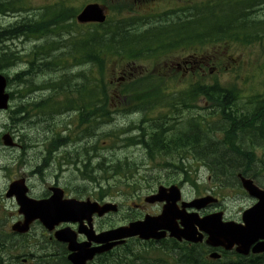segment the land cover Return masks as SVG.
I'll return each instance as SVG.
<instances>
[{
	"label": "trees",
	"instance_id": "1",
	"mask_svg": "<svg viewBox=\"0 0 264 264\" xmlns=\"http://www.w3.org/2000/svg\"><path fill=\"white\" fill-rule=\"evenodd\" d=\"M13 0H0V14L13 10ZM20 3L22 0H18ZM184 4H179L170 10L159 14V20H145L143 15L130 16L131 19H116L102 26L106 30L92 27L86 34L73 35V49L69 51L70 56L76 60L75 64L92 63L90 69L70 72L69 58L66 54H54L53 51L58 49V41L47 39L46 43L36 46L30 53L29 70L20 73L10 82L19 81L27 82L26 77L33 72H51L54 77L48 82H43L39 88H49L52 94L34 104H30L35 111H41L46 114V109L53 111L65 106V109H76L80 107L81 113H86L90 109L92 101L91 95H95L96 88L99 90V102L107 101V85L104 74L107 72V59L117 54H111L108 51L123 50L127 53L118 54V57L124 60L136 59L144 52L149 58H160V50H172L185 44H209L212 47L223 45L227 50L245 47L254 43H264V19L247 14L255 9V6L264 4V0H184ZM68 0H59L51 5L44 6L40 14L32 19H24L14 25L0 29V44L14 39L24 37L27 39L41 40L45 37H51V34L58 33L59 29L64 26L70 28L67 21L74 20L78 12L77 7H71ZM184 6V7H182ZM26 9L24 1L20 7ZM125 8V7H124ZM243 9L241 11L240 9ZM121 11V10H120ZM171 14V15H170ZM146 22H154L148 29L142 30L140 26ZM76 22L72 23V30H76ZM129 26L135 30H128ZM74 27V28H73ZM69 31V30H68ZM93 33L91 34V32ZM70 33L72 31H69ZM91 34V35H90ZM90 36V37H89ZM139 38L141 40H139ZM131 51V53L128 52ZM21 56L9 50L0 49V66L14 64ZM96 68V69H95ZM47 70V71H45ZM96 70V71H95ZM95 73H97L95 75ZM100 77H98V76ZM218 82V81H216ZM211 99L218 100L222 110V117L228 121L223 122L225 125L227 138L229 140L236 136H231L232 127L234 135L236 131H241L242 138H258L264 142V115L258 117L255 122L251 121V114L255 112H241V108L234 106L235 100L239 97L240 90L236 86L221 87L218 83L210 88ZM81 93L78 94V93ZM78 94V95H77ZM59 98H64L61 101ZM28 111L27 107H22ZM240 114H243L240 116ZM259 115L263 112L258 113ZM256 117V116H255ZM82 123H85V116H82ZM81 123V124H82ZM196 125L199 123L196 121ZM188 128H191L188 126ZM161 131H154L146 138V133L140 137L126 138L129 142L141 143L149 150V155L155 159L162 151H181L194 148L198 159L208 160L214 175H225L224 173H234L235 170H244L250 168L251 155L247 152H241L239 148L228 149L224 142L208 138L198 127L191 130L180 131L173 129L169 136H165L166 130L162 127ZM232 132V133H233ZM206 137V138H205ZM239 137V134L237 135ZM64 139L56 138L50 144L49 154L53 148H58ZM235 146V144H233ZM241 145V144H240ZM243 151V150H242ZM184 155V152H182ZM170 154L173 155V152ZM83 155L82 176L84 179H96L94 172H102L105 179L114 176L118 183L133 186L134 190L139 187V183L134 180L137 173V164L134 161L117 160L111 165H106V160L100 161L93 166L92 157L88 150ZM68 161L73 157H69ZM78 156V153L75 155ZM80 157V156H78ZM74 164L80 165L78 161ZM182 168V167H181ZM109 174L110 177H109ZM174 181L172 177L165 179V183ZM175 182V181H174ZM157 264V263H150ZM186 264H200L195 259H189Z\"/></svg>",
	"mask_w": 264,
	"mask_h": 264
},
{
	"label": "rangeland",
	"instance_id": "2",
	"mask_svg": "<svg viewBox=\"0 0 264 264\" xmlns=\"http://www.w3.org/2000/svg\"><path fill=\"white\" fill-rule=\"evenodd\" d=\"M58 0H28V3L30 5V10H23L22 12H11L6 15H0V28H6L10 25L15 24L16 22H20L23 19L31 18L39 12V8L43 7L45 5H49L53 2H56ZM95 0H69L68 4L69 6H74L77 8H81L85 3L91 2ZM135 4H137L139 7H136L137 9L143 8V2L141 1H134ZM160 5V4H159ZM151 6V5H150ZM169 6V3H162L159 7L160 9H166ZM243 11V9H240ZM258 15H262L264 18V7L257 13ZM66 28H60L58 31V35L52 36V40H63L65 45H69L70 42L73 44V40L70 36L69 32H66ZM88 30L87 26H80L76 27V30L72 31L73 34L78 35L82 34L84 35ZM48 38H43L41 40H33V39H27V38H17V39H10L5 44H0V49L9 50V52H15L17 55L21 56V58L18 60V62L15 64L7 65L4 68V70H1L4 74H9L10 76H14L16 73L27 70L29 63L27 62L30 59V53L36 46H41L46 43ZM72 44L68 46V49L72 47ZM67 49V51H68ZM66 48L63 49H56L53 51L54 54H60V53H67ZM234 56L237 58V62H239V67L237 68L238 71H233V68L229 71L223 72L220 75V80L222 83H228L229 81H232L233 78L238 77L239 80H242L243 82L246 80L247 77H249L248 86L251 89H258L261 87L260 90L264 89V77H261V79L258 81V85H254V80L256 79V75L258 74L259 70L256 66L257 60L264 61V46L262 45H252L245 48H237L235 50ZM171 59L178 60L179 58L174 54L173 58H168V61ZM255 60V61H254ZM166 61L165 59L162 60V62ZM254 61V62H253ZM253 62V64H251ZM74 65V63H71ZM251 64V65H250ZM80 66H74L71 69V66L68 69H71L70 72L77 73L81 70H88L90 68V65H84L79 64ZM89 66V67H88ZM250 72L253 73L252 75ZM152 69V68H149ZM141 70L140 67L133 68V71H139ZM119 73L116 74L118 79L119 77L123 76V70L118 68ZM126 72L129 71V67L126 68ZM51 77H54L51 72H45L40 73L38 75H35L34 79L37 83H41L43 81H46L50 79ZM32 77H27V79H31ZM236 81V80H234ZM115 86V85H114ZM112 89L114 90L113 86ZM9 91H12L15 93L16 98L12 101L11 107L12 109H18L20 106L27 105L29 101H32V97L40 98L41 95L45 93L39 92L38 94H32L28 95L25 98L22 97L21 93H25L27 90L24 87V85L15 84L12 86ZM259 92V91H258ZM256 92V93H258ZM261 92V91H260ZM249 91L244 90V96L247 95ZM63 99V98H59ZM114 107H117L119 105V99L117 96L112 99V102ZM28 111L25 114H18L14 115L15 119H11L10 109L6 111H0V246H4L8 248L7 253L3 255V258L5 259V264H11L12 260L11 257L13 256V244L15 240V235L13 230L11 229L12 226L19 220H23V215L19 213V205L15 199V197H8L7 193L9 190V187L13 180H17L20 178H25L27 185L30 187V196L34 198H39L44 193L49 192V186L52 183H58L59 186L65 189H70L71 187L74 188L79 184L89 185L88 188H90V192H95L96 190L94 187H92L93 183H88L85 181H82L79 177L78 172L75 170V168L72 165H68L67 162L62 164L60 161H62V154L63 150L61 149L59 152L55 154V159L51 162L47 160V166L40 168L41 170L38 171L39 165L43 163L44 158L47 155V146L50 143L51 139L54 135L52 131V127L55 121L49 120V115L45 116H29L35 113V110L32 109L31 106L27 107ZM178 115L177 117H180L179 120L173 122V125H170L169 129L175 128L180 129V131H185L188 129V124L185 125L182 120L186 119V116L189 114V112H176ZM45 114V113H44ZM74 115V114H73ZM29 116V117H26ZM159 116L158 113H152L148 116L150 119V122H147L144 127H146L147 131H150V123H153L152 120L157 118ZM142 117L138 115H133L129 117L119 116L117 119L107 125H102L101 129L97 132L96 137L92 139H85V146L86 142L88 143L87 147H91L95 143H97L102 149L99 151L103 156H106L110 160H116V159H124L129 158L128 160L134 161L137 166H141V171L137 174L135 179L139 180V176L146 175L145 171H150V168L153 170L155 167H161L165 168L166 164L171 163V165L176 166H184L188 168L189 175L191 177H199L201 174L203 176L207 177L208 171L206 169H197L198 161L194 158L193 155H188L187 158H180L177 155L172 154H160L159 156H156L155 160H151L149 158L147 150L141 145L136 146H129L124 147L123 143L120 142L125 136L117 137L115 136L113 132H110L112 129L121 128L123 127L128 128L130 126L129 123L131 121H135L136 123H139L140 119ZM59 119H66V117L59 116ZM57 120V119H56ZM47 121L51 122L50 125L47 124ZM74 127V125H72ZM96 130H94L95 133ZM140 131V130H139ZM139 131H136L134 134H138ZM10 133L18 145L21 146H15V147H8L5 146L2 142V136L5 133ZM220 132V131H217ZM110 133L111 136H105V134ZM169 132L165 136H169ZM206 136V135H205ZM223 134H217L216 137L221 138ZM208 137V136H207ZM210 138V137H208ZM243 139H246L245 137ZM117 142V143H116ZM84 145L82 144H75L72 145L69 150L72 152L80 150V147ZM111 148L110 150H107ZM97 160V159H96ZM94 160V161H96ZM44 164V163H43ZM165 170H160L156 168L153 173L150 175H146V178L149 177H163L165 176ZM174 177L177 179V182L182 180L184 178V174H177V176L174 175ZM144 178V177H143ZM141 176V179H143ZM176 182V183H177ZM144 184V179L141 182ZM204 184L213 187V184H209V181L203 180L200 183V187H194L190 183H185V192L189 195V197L196 196L199 193H206ZM160 184L157 183L154 185L151 189L145 190L139 188L138 191L135 192V195L126 194L127 191L133 193L132 187L128 188L125 186H119L118 188L112 187V192L114 191V200L122 203L124 205L122 211L114 216V223L115 225L121 224L126 222V217H128L131 214H134L135 216H139L141 211L136 210L133 208V210H130V206L127 207V204H133V203H140L141 201L144 202V197L147 194H150L157 190L158 186ZM94 186V184H93ZM118 190L119 192L117 193ZM215 189V188H214ZM124 190L123 192H121ZM225 193H230L231 191L229 189H224ZM89 193V194H91ZM137 193L139 195H137ZM70 196L77 197V198H87L92 197V195H89L85 193L84 196L77 194L75 192H69ZM68 196V195H67ZM133 202V203H132ZM161 210V205L159 203L155 204H146L143 211V215L145 213H156ZM138 218V217H137ZM33 229L32 232L36 233L39 238H44L45 236H49L46 231L44 230V227L42 224H40L38 221L34 222L32 225ZM132 248L133 251L139 252L142 254H149L151 257H154L159 252L156 248L148 249L145 245L141 244L140 241L132 242ZM30 253H36L37 255H41L42 252L36 248L31 247L29 249ZM20 252L23 253V249H20ZM167 253L170 254L171 251L167 250ZM137 264H141L140 261L136 262Z\"/></svg>",
	"mask_w": 264,
	"mask_h": 264
},
{
	"label": "water",
	"instance_id": "3",
	"mask_svg": "<svg viewBox=\"0 0 264 264\" xmlns=\"http://www.w3.org/2000/svg\"><path fill=\"white\" fill-rule=\"evenodd\" d=\"M78 20L82 23L91 21L102 22L105 20L104 10L98 5L89 4L78 15ZM6 84V78L0 74V108H6L8 106L9 94L5 93ZM5 143L11 144V140L8 136H5ZM245 186L250 191H254L255 186L250 180L245 182ZM27 190L25 180L20 179L12 183L9 191V195L15 194L19 203L22 205L20 211L25 214L26 219L24 228H28L29 224L37 218H40L47 227L53 229L54 226L61 221L82 222L84 218L90 220L91 215L96 211H99V214L102 215L105 211L110 209L117 210V207L113 204L100 206L97 202H91L90 200L79 201L70 198L63 199V191L56 188L54 195L50 199L37 201L27 197ZM179 199L180 190L176 185H173L170 188L161 186L158 194L150 197L151 201L166 200L167 204L164 206L161 215L156 217L147 216L145 221L134 222L128 227H120L102 233L99 236V240L107 242V245L101 247V249H93L90 253H88L83 245H77L75 243V233L71 232V230H61L57 232L56 235L60 239L69 241L71 249H78L79 251H82L83 249L84 254L78 252L77 254H72L70 256V258L77 264H84L88 258H93L95 252H101L111 248L115 243L110 244L109 242L113 239L136 234H140L142 237H164L166 234L165 232L159 233V230L162 228L170 230L171 236H175L179 239L185 237L189 240H198L197 237H195V230L192 228L193 221L188 216L181 213L177 207L176 203ZM258 211L259 209L256 210V212ZM251 213H253V211ZM178 218L184 220V229L179 228L177 224Z\"/></svg>",
	"mask_w": 264,
	"mask_h": 264
},
{
	"label": "flooded vegetation",
	"instance_id": "4",
	"mask_svg": "<svg viewBox=\"0 0 264 264\" xmlns=\"http://www.w3.org/2000/svg\"><path fill=\"white\" fill-rule=\"evenodd\" d=\"M47 234L49 235L48 237L45 236L44 238H39L37 234L32 232L31 230L27 233H14L15 240L13 244V256L11 257L12 264H59L56 261H46L47 258H51V255L55 257L60 256V259L64 260L63 256L61 255V251H65V249L67 248V244L59 242L57 240H53V233L49 232ZM80 237H84V235ZM80 240L82 239L80 238ZM31 247L38 248L42 252V254L36 255L35 253H30L29 249ZM21 248L23 249V253L20 252ZM207 250H209V247L206 248V251ZM7 251V248H5L4 246H0V264H2L5 260L1 258V256L7 253ZM195 255L197 254L195 253ZM39 257L40 260H38Z\"/></svg>",
	"mask_w": 264,
	"mask_h": 264
},
{
	"label": "bare ground",
	"instance_id": "5",
	"mask_svg": "<svg viewBox=\"0 0 264 264\" xmlns=\"http://www.w3.org/2000/svg\"><path fill=\"white\" fill-rule=\"evenodd\" d=\"M206 138V137H205ZM248 154V153H247ZM44 249V248H43ZM194 261V259H192Z\"/></svg>",
	"mask_w": 264,
	"mask_h": 264
}]
</instances>
